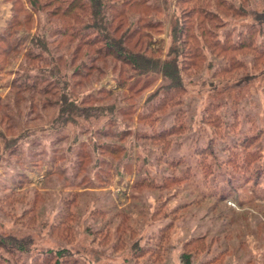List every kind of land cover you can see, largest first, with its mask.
Listing matches in <instances>:
<instances>
[{
	"label": "rangeland",
	"instance_id": "rangeland-1",
	"mask_svg": "<svg viewBox=\"0 0 264 264\" xmlns=\"http://www.w3.org/2000/svg\"><path fill=\"white\" fill-rule=\"evenodd\" d=\"M31 1L0 0V264H183L201 242L192 264H264V66L253 53L177 54L191 73L186 89H167L170 78L107 56L89 26L67 35L66 0ZM177 1L147 0L163 13L130 25L185 50L192 41L173 42L172 28L195 2ZM226 1L264 13V0ZM223 21L208 22L220 43L250 24L264 39V22ZM235 61L246 70L226 74Z\"/></svg>",
	"mask_w": 264,
	"mask_h": 264
},
{
	"label": "trees",
	"instance_id": "trees-1",
	"mask_svg": "<svg viewBox=\"0 0 264 264\" xmlns=\"http://www.w3.org/2000/svg\"><path fill=\"white\" fill-rule=\"evenodd\" d=\"M66 1L69 9H66V13L64 14L67 17L69 16L70 20L65 18L63 23L68 29V31L65 29L67 35L71 37L73 34L75 36V33H78L75 38L77 39L81 31L92 28L94 33L98 35L95 40L104 44V51L107 53V56L111 55L115 60H119L121 63L128 65L136 73L147 76V78H155L159 74L170 78L171 82L167 85V89H186L184 82L188 67L178 62L176 58L177 54L194 57L202 63L207 60L208 54L213 53L216 49L223 51L233 50L242 55L252 52L254 56L252 60L254 67L261 69L264 66V39L258 42V32L261 31V28L250 24L242 32L240 31L236 39L230 37V34L228 36L226 35L225 39L229 42L228 44L216 41L215 35L208 28V22H224V16L227 15L232 17H250L252 20L264 22V13L252 11V9L246 7H241V9L234 7L226 0H178L175 5L188 1L195 3L191 7L194 10L193 16L188 14L184 23L173 26V42H179V40L185 42L187 39L192 42L186 46L185 50L180 47L179 42L178 48H172L171 46L167 51L165 50L166 52L164 51L163 45L154 47L152 44H157L153 43L154 40L151 38L150 40L144 39L145 35L138 26L133 25L132 27L130 25L136 15L139 17L145 16L146 18H150L153 14H157V12L161 15L163 13L161 6L155 7V11L147 4V0H127L122 5L120 3L108 2L109 0ZM36 3L34 0L31 1V4L35 6ZM76 9L79 10L77 14L75 13ZM85 15H88V18L93 20L92 24H83L85 22L83 19ZM229 21L225 20V22ZM112 22H114V28H111ZM125 25L126 28H124ZM85 26L89 27L85 29ZM33 42L38 44L43 52L48 50L42 42ZM78 42L87 44V48L91 44L90 39L85 38H80ZM67 43L72 42L68 41ZM70 50H73L72 52L75 53L81 51V48L80 46H74ZM26 56L27 58H31L29 54H26ZM50 57L52 56L50 55ZM198 65L196 64L195 66L198 67ZM237 68L246 70V64L242 61H235L232 67L228 68L225 73L233 75L234 70ZM79 76H82L81 71L74 73V77L79 78ZM58 84L64 85L62 89H67L68 87V83L65 84L63 81ZM250 144L253 143L248 141L244 147ZM250 155L252 156V154L247 153L246 157ZM7 240L12 241L14 239L7 237ZM187 246H190L191 250H189L190 254L187 255L185 251L183 252V264H192L191 257H194L200 251L207 250L206 244L202 242L195 244L189 243ZM16 249H10V252L14 255L16 254L14 251ZM5 261L7 262L6 259Z\"/></svg>",
	"mask_w": 264,
	"mask_h": 264
}]
</instances>
